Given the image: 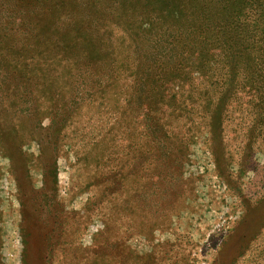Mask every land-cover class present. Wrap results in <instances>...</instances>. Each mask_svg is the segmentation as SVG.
<instances>
[{
  "label": "rangeland",
  "instance_id": "obj_1",
  "mask_svg": "<svg viewBox=\"0 0 264 264\" xmlns=\"http://www.w3.org/2000/svg\"><path fill=\"white\" fill-rule=\"evenodd\" d=\"M146 1L0 0V264H264V147L132 100Z\"/></svg>",
  "mask_w": 264,
  "mask_h": 264
},
{
  "label": "trees",
  "instance_id": "obj_2",
  "mask_svg": "<svg viewBox=\"0 0 264 264\" xmlns=\"http://www.w3.org/2000/svg\"><path fill=\"white\" fill-rule=\"evenodd\" d=\"M159 1L157 7H147L142 34L136 35L145 45L128 57L133 65L140 63L139 80L130 85L144 118L149 105L194 115L220 109L245 125L242 139L248 149L256 144L263 148L264 0ZM112 70L109 78L115 79ZM89 71L84 70L85 76ZM91 88L93 95L102 94L99 87Z\"/></svg>",
  "mask_w": 264,
  "mask_h": 264
}]
</instances>
